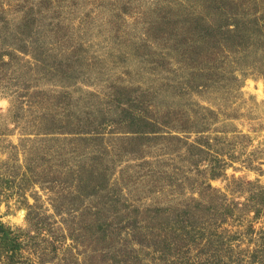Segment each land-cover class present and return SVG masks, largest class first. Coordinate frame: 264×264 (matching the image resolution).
<instances>
[{"label":"rangeland","instance_id":"1","mask_svg":"<svg viewBox=\"0 0 264 264\" xmlns=\"http://www.w3.org/2000/svg\"><path fill=\"white\" fill-rule=\"evenodd\" d=\"M0 225V264H264V0H0Z\"/></svg>","mask_w":264,"mask_h":264},{"label":"trees","instance_id":"2","mask_svg":"<svg viewBox=\"0 0 264 264\" xmlns=\"http://www.w3.org/2000/svg\"><path fill=\"white\" fill-rule=\"evenodd\" d=\"M0 232L6 233V231L2 228L1 225H0ZM231 257H230V259H231ZM179 263H185V262L183 260H180Z\"/></svg>","mask_w":264,"mask_h":264}]
</instances>
